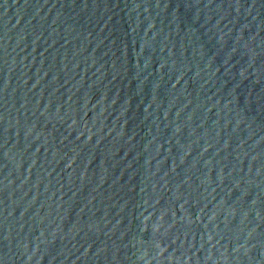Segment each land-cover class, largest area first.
<instances>
[{
	"label": "water",
	"instance_id": "95a60500",
	"mask_svg": "<svg viewBox=\"0 0 264 264\" xmlns=\"http://www.w3.org/2000/svg\"><path fill=\"white\" fill-rule=\"evenodd\" d=\"M0 264H264V0H0Z\"/></svg>",
	"mask_w": 264,
	"mask_h": 264
}]
</instances>
